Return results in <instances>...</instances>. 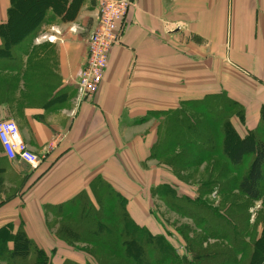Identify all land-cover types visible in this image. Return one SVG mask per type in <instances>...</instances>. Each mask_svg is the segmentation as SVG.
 Instances as JSON below:
<instances>
[{
	"label": "crops",
	"instance_id": "0c3cea01",
	"mask_svg": "<svg viewBox=\"0 0 264 264\" xmlns=\"http://www.w3.org/2000/svg\"><path fill=\"white\" fill-rule=\"evenodd\" d=\"M9 6L0 0V26ZM97 22V0H67L48 9L35 40L14 50L19 56L0 60V120H15L40 156L34 168L0 145V240L11 249L23 230L52 263L68 245L51 230L50 208L80 196L96 202L101 182L151 228L139 182L170 180L151 150L190 103L236 101L241 136L255 130L264 105V0H132L98 92L81 99L77 82ZM62 255L60 264L77 259Z\"/></svg>",
	"mask_w": 264,
	"mask_h": 264
},
{
	"label": "trees",
	"instance_id": "16d2710c",
	"mask_svg": "<svg viewBox=\"0 0 264 264\" xmlns=\"http://www.w3.org/2000/svg\"><path fill=\"white\" fill-rule=\"evenodd\" d=\"M66 1L10 0L8 20L0 26L3 40L0 47V60L8 61L11 57L14 59L13 52L16 47L22 46L28 41V38L34 37L44 22L48 9L50 7L57 9L58 5L63 7ZM26 2H29L34 9L29 13L22 14L20 10ZM72 3L73 1H71L68 11L66 10L67 13L70 12ZM13 38L18 39V44L15 46L11 45L12 42L16 43L17 41H13ZM193 103L195 102L190 105L192 106ZM197 104L196 108L192 110V114L186 111L182 116L174 118L173 129L177 128V132L176 130L172 131L174 133L161 139L151 150V157L161 159L164 154L167 155L170 150L176 148L179 152L174 155L172 163L185 166L186 163L183 161L181 163L178 159L183 157V153H189L190 146L193 147L192 137H204L207 141H211L215 147L207 148L204 151V148L199 147L197 153L203 152L204 155H200L202 161H208L210 156L216 153L214 148L220 149L213 142L222 141L225 149L223 148L221 152L231 165L243 166L249 161L246 171L241 174L238 180L237 189L250 200H260L264 188V136H257L255 131H250L245 136L238 133L233 125L232 115L238 114L241 120H244V116H242V108L236 101L227 98L222 100L210 98L197 102ZM261 113V122L264 124V105ZM178 125H185V127L179 130ZM213 133L217 134L216 139L212 138ZM167 183L164 182L165 185H168ZM95 188L97 205H94L89 198L80 196L68 204L59 205V208H64L63 211L60 210V213L55 211V215L59 218H64L72 210H76L78 213V221L75 224L63 222V226L58 231L62 241L66 240V243L71 244V240L84 241L83 238L97 248L105 249L106 254L98 255L92 252L96 264H191L189 259L187 260L186 257L176 253L177 251L167 241L169 239L165 235L156 234L145 225L136 222L127 210V199L113 187L101 182V185L98 184ZM166 203L171 205L168 200ZM105 233L108 240L103 242L102 235ZM11 237H13L11 249L7 246L8 240H0V259H5L8 264L52 263L49 254L31 240L25 231L20 230ZM259 239L257 242L260 246L264 245V240ZM142 240L146 241L145 246L143 245L144 248L139 246V244L142 245ZM241 247L246 253L249 246L242 242ZM143 250L147 251L145 255L142 253ZM196 254L195 257L198 259L199 256ZM199 259L202 264H205L204 258L200 257ZM62 264L79 263L66 258ZM89 264L92 263L89 262ZM248 264H261V262L251 257Z\"/></svg>",
	"mask_w": 264,
	"mask_h": 264
},
{
	"label": "rangeland",
	"instance_id": "374dc122",
	"mask_svg": "<svg viewBox=\"0 0 264 264\" xmlns=\"http://www.w3.org/2000/svg\"><path fill=\"white\" fill-rule=\"evenodd\" d=\"M33 9L34 7L26 2L21 7L20 13H29ZM36 35L38 32L34 37L28 38L25 43L28 44L29 41L35 40ZM13 41L16 43L12 42V46L18 44L17 38H13ZM13 54L20 55L16 52ZM197 105L195 102L192 106L185 107V110L192 114V110ZM173 124V121L166 124L165 129L171 133L162 132L161 139L174 133L172 131L177 132L178 129H173ZM184 127L185 125H178L179 130ZM254 131L257 136H264V124L261 120ZM216 136L217 134L213 133L212 138L216 139L218 137ZM192 139L193 147H189V153H183L182 158L178 157L181 163L182 161L186 163L185 166L172 163L174 155L179 152L176 148L170 150L167 155L164 154L160 159L163 163L161 165L170 163L171 170L164 165L167 172L162 174V177L170 178L169 181L167 180L168 185L164 184L165 181L155 182L156 185L153 182H139L145 185L143 204L146 203L144 207L148 209L150 217L151 228L149 229L156 234L165 235L169 239L167 241L177 251L176 253L189 259L191 264H202L200 257L206 260L205 264H248L251 257L264 264V245L260 246L257 242L259 238H261L259 240H264V188L261 199L257 201L250 200L237 189L238 180L246 171L249 161L243 166L231 165L221 152L225 146L219 140L213 143L220 149L214 148L216 153L211 155L208 161H202L200 155L204 153H197V148H204V151L215 146L204 137H192ZM140 167L148 170L151 164L146 162ZM151 183L154 186H151ZM167 200L171 205L166 203ZM92 203L97 205L94 201ZM50 209L52 212V216L50 215L51 230L56 233L57 237L60 236L58 231L63 226V222L75 224L78 221L76 210L70 211L64 218H59L55 215V211L60 213V210L63 211L64 208L54 206ZM106 237V233L102 235L103 242L108 240ZM82 240L84 241L71 240V244L63 240L68 246L60 250L61 253H57L54 263H61L62 253L76 257L77 259H67H74L79 264H89V262L96 264L92 252L98 255L106 254L105 249H99L83 238ZM142 242V245L139 244L140 247L145 246L146 241L142 240ZM242 242L249 246L246 253L241 247ZM142 253L145 255L147 251L143 250ZM195 254L199 256L198 259ZM234 258H236L235 261ZM193 259L194 261H191Z\"/></svg>",
	"mask_w": 264,
	"mask_h": 264
},
{
	"label": "built area",
	"instance_id": "2783aa9c",
	"mask_svg": "<svg viewBox=\"0 0 264 264\" xmlns=\"http://www.w3.org/2000/svg\"><path fill=\"white\" fill-rule=\"evenodd\" d=\"M98 22L88 40V53L78 78L81 99H92L101 85L114 45L120 43L122 25L132 0H97ZM0 143L9 159H20L32 167L40 156L22 138L19 125L13 119L0 120Z\"/></svg>",
	"mask_w": 264,
	"mask_h": 264
}]
</instances>
